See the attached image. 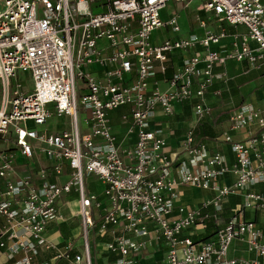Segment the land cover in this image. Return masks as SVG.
<instances>
[{
    "label": "built area",
    "instance_id": "2783aa9c",
    "mask_svg": "<svg viewBox=\"0 0 264 264\" xmlns=\"http://www.w3.org/2000/svg\"><path fill=\"white\" fill-rule=\"evenodd\" d=\"M169 1L0 0L1 264H50L36 259L42 248H56L55 260L94 264L90 239L107 232L109 264H140L154 240L163 264H264V107H233L213 139L228 144L232 160L192 125L174 146L153 125L157 111L172 115L185 100L196 122L210 115L207 92L224 77L216 64L264 65V0H204L200 9L218 30L187 36L177 35V14L162 20ZM222 23L246 32L233 35L231 48H212L227 36ZM164 27L174 35L162 38ZM191 50L161 89L155 77L171 55ZM117 111L123 138L112 127ZM52 116L67 125L49 131ZM238 131L245 135L235 138ZM88 180L102 188L90 190ZM186 186L206 192L200 202H179ZM71 198L81 233L59 247L47 227ZM208 221L214 231L200 237ZM235 242L246 255H230Z\"/></svg>",
    "mask_w": 264,
    "mask_h": 264
},
{
    "label": "crops",
    "instance_id": "0c3cea01",
    "mask_svg": "<svg viewBox=\"0 0 264 264\" xmlns=\"http://www.w3.org/2000/svg\"><path fill=\"white\" fill-rule=\"evenodd\" d=\"M204 0H191L189 3L195 4L194 12L192 14V20L189 23V30L186 33H180L177 34L178 36H187L189 34H204L206 31H214L218 30L217 27V21L214 18H210L209 14L200 9V5L202 4ZM176 4V3H175ZM179 4V3H177ZM165 8V7H164ZM173 14L178 15V21L181 19V14L179 12H175ZM200 20L204 21V24H200ZM222 27L225 28L227 32V36L221 40L219 44H215L212 46V48H220L222 45L231 48V41L233 40V35L235 33H245L246 28L244 26L238 25V26H228L227 24L222 23ZM194 52V50L191 51H176L171 55V60L169 62L168 69L166 70L165 74H157L155 79L159 81V87L161 89L166 88L165 80L170 77L174 65H177L180 63V58L184 56L186 53ZM252 67L247 64L245 61H236L231 60L228 61L226 64H216L214 66V72H221L224 77L218 78L215 83L209 88L207 99L211 103V114L200 119L199 121H195L194 117L192 115L191 100H185L180 104H177L175 108V112L172 115L164 116L161 114L160 111H157V115L153 121L154 127L161 128L164 132V135L166 136L167 143L171 146L176 145V139L179 138L186 128L190 125L194 127V133L196 135V138L198 140L206 141L210 147V149H218L222 153H224L229 159L232 160V153L229 150V146L226 143L218 142L215 143L213 139L219 134L223 129L227 128L228 124V115L231 110H233V107L238 106L241 103L244 102H251L259 107H264V86L257 87L255 85V82L253 81L256 77V75L251 74ZM264 74V70H263ZM262 74V75H263ZM264 77V75H263ZM219 90V93L214 95L212 91ZM187 106V110H189V114L185 115L184 107ZM224 107V108H223ZM215 114V115H214ZM121 112L117 111L116 113H113L112 116V127L117 133V136L119 138H123L125 136V129L123 123L120 118ZM57 117V116H52ZM50 118L47 123L46 127L49 131H55L51 126L48 125L50 121L52 120ZM225 122L224 125L221 124V122ZM200 124L203 126H209L211 128V133H207V135H201V133H198V129ZM61 126V128H63ZM60 128V129H61ZM245 135L244 132L238 131L234 132V137H243ZM124 144H132L133 138L132 136H127L125 139ZM23 158L21 155H18L17 162L18 165L22 166ZM26 168L21 167V172H25ZM95 185L98 186V190L102 188L101 183H96L93 180H88V187L90 190H94ZM181 197H180V203L184 205H192L196 204L201 201L202 197L205 195L206 192L203 190H199L194 187H182L180 189ZM238 201V197L230 198V203L225 204V208L228 209L230 205H233ZM61 213L62 218L59 221H56L55 223H51L47 227L46 237L47 239L53 243L56 244L59 247H64V245L70 241L78 240L79 235L75 237L74 235H71L70 237H67L65 235H60L59 237H62V239L58 242L54 241V234L57 228L63 229L65 227V223L69 221L72 217H77V224L79 225V216L77 215V201L76 199H72L61 206ZM227 214H224L226 216ZM209 223V225H208ZM207 225L208 228L206 230L200 231V237L208 236L214 231V227L211 223V221H208ZM211 225V226H210ZM210 229V231H208ZM113 237L111 232H107L104 235H95L90 239V244L92 245V261L94 264H97L96 257L101 256L102 258V264H109L108 262L113 259L114 255L109 253L105 243L107 241H110ZM94 238H100V241L94 242ZM235 251H231L230 255H246L243 244L239 242H235ZM80 249H78V252ZM163 251L164 247L160 242L153 241L152 247L140 256V264H163ZM57 253V249H44L42 248L39 252V255L37 256V260L46 261L50 264H69L66 259L64 258H56L54 259L55 255ZM3 257L0 256V264L3 262Z\"/></svg>",
    "mask_w": 264,
    "mask_h": 264
},
{
    "label": "rangeland",
    "instance_id": "374dc122",
    "mask_svg": "<svg viewBox=\"0 0 264 264\" xmlns=\"http://www.w3.org/2000/svg\"><path fill=\"white\" fill-rule=\"evenodd\" d=\"M176 2H174L173 0H170L167 4L166 7L164 8V10L162 11V20L169 15H172L175 12H179V14H181V19L179 21V25L181 26L182 30L180 33H186L189 30V23L192 20V14L194 12V6L195 4H191L188 3L187 5H185V3H180V4H175ZM156 32H154L155 35ZM158 34L161 35L162 38L165 37H170L172 35H174V33L171 31V29H169V27L167 28H162L159 31H157ZM263 70H264V65L260 68H252L251 69V74L256 75L255 79L253 80L255 82V85H257V87H263L264 86V77H263ZM21 79H23V76L21 77ZM28 85L29 87H32L33 83L31 82V80H28ZM28 87V86H27ZM224 108V107H223ZM215 115V114H214ZM69 118L67 117H53L52 120L50 121V123H48L49 126H51L53 129L58 130L61 128V126H66L68 123ZM222 125L225 124V122H221ZM10 130L12 131V128L10 127ZM11 137H14V132L12 133ZM21 173V172H20ZM19 173V174H20ZM67 177H61L62 180H65ZM77 217H72L71 219H69V221H67L64 225L66 228L60 229L57 228L54 234V241L58 242L62 239V237H59L60 235H65L67 237H70L71 235H74L75 237H77L78 235H80L81 233V229L79 227V225L77 224ZM97 240H94V242H99L100 238H94ZM93 240V238H92ZM96 262L97 264H102V258L101 256H97L96 257Z\"/></svg>",
    "mask_w": 264,
    "mask_h": 264
},
{
    "label": "trees",
    "instance_id": "16d2710c",
    "mask_svg": "<svg viewBox=\"0 0 264 264\" xmlns=\"http://www.w3.org/2000/svg\"><path fill=\"white\" fill-rule=\"evenodd\" d=\"M187 108H188L187 106L184 107L185 115L190 113L189 110H187ZM197 131L199 134L201 133V135H207V133L208 134L211 133V132H209V131H211V128L209 126L206 127V126H203L202 124H200L199 129ZM208 225H209V223H208ZM208 231H210V229Z\"/></svg>",
    "mask_w": 264,
    "mask_h": 264
}]
</instances>
